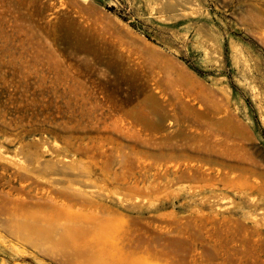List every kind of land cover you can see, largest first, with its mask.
<instances>
[{"label":"rangeland","instance_id":"1","mask_svg":"<svg viewBox=\"0 0 264 264\" xmlns=\"http://www.w3.org/2000/svg\"><path fill=\"white\" fill-rule=\"evenodd\" d=\"M0 264H264V0H0Z\"/></svg>","mask_w":264,"mask_h":264},{"label":"bare ground","instance_id":"2","mask_svg":"<svg viewBox=\"0 0 264 264\" xmlns=\"http://www.w3.org/2000/svg\"><path fill=\"white\" fill-rule=\"evenodd\" d=\"M68 213H69V212H68ZM90 218H91V217H90ZM93 218H94V217H92L91 220H92ZM91 220H89V221H91ZM96 220H99V219L97 218ZM84 221H85V220H84ZM92 222L95 223V224H97V225L94 227V229H93V230H96V229H97V230H96V231H97V232H96L97 234H94L93 231H92V233H93L94 235L91 234V233L86 232V230H87L86 228H87V227H86V228L84 227V231H85L84 233H85V234L83 233V234H84V235H83L84 238L82 237V240H84V241H86V240H88V241L90 240V241H91V239H95V236H99V234H101L100 232H98L99 228L101 227L100 222H98V221H97L98 223H96V222H94V221H92ZM91 224H92V223H91ZM76 225H77V224H76ZM93 226H94V225H93ZM81 228H82V227H81ZM82 229H83V228H82ZM90 232H91V231H90ZM85 237H86V240H85ZM80 238H81V237H80ZM78 239H79V238H78ZM98 239H99V238H98ZM79 240H80V239H79ZM92 241H93V240H92ZM94 242H95V240H94ZM99 242H100V241H99ZM100 243H101V242H100ZM83 245H84V244H83ZM91 247H92V246H91ZM95 249H96V248H95ZM129 249H130V248H129ZM127 250H128V249H127ZM131 250H133V249H131ZM84 251L87 252L86 249H85ZM88 251H90V252L92 253L91 248H90V250H88ZM118 251H119V250H118ZM120 252H122V251L120 250ZM87 253H88V252H87ZM146 253H147V252H146ZM135 254H137V252H134V251H133V252H127V253L124 254V256L126 255V256H128V257H130V256L132 257V255H135ZM141 254H143V253H141ZM143 255H144V254H143ZM147 255H148V254H147ZM149 255H150V254H149ZM128 257H126V258H128Z\"/></svg>","mask_w":264,"mask_h":264}]
</instances>
